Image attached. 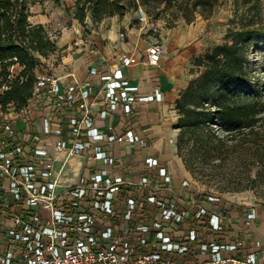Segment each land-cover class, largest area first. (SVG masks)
<instances>
[{
	"label": "built area",
	"instance_id": "built-area-1",
	"mask_svg": "<svg viewBox=\"0 0 264 264\" xmlns=\"http://www.w3.org/2000/svg\"><path fill=\"white\" fill-rule=\"evenodd\" d=\"M136 13L148 21L141 8ZM162 54L152 42L144 63L160 67ZM132 62L122 53L118 64L66 84L35 75L26 106L0 104V264H264V242H256L259 253L245 249L219 195L183 193L190 181L176 186L153 155L137 174L110 153L118 138L98 130L94 106L106 118L162 99L157 88L140 93L126 77ZM124 135L144 144L131 129ZM242 215L246 225L257 218L251 208ZM195 254L207 259L192 262Z\"/></svg>",
	"mask_w": 264,
	"mask_h": 264
},
{
	"label": "rangeland",
	"instance_id": "rangeland-1",
	"mask_svg": "<svg viewBox=\"0 0 264 264\" xmlns=\"http://www.w3.org/2000/svg\"><path fill=\"white\" fill-rule=\"evenodd\" d=\"M173 6L162 4L152 11L148 21L140 20L136 10L124 15L141 36L152 42L166 43V56L174 57L177 77L176 100L173 112L174 161L185 168L196 191L219 195L223 204L231 208L254 209L264 213V132L256 138L244 136L237 142L224 140L223 127L213 121L211 102L200 107L195 126L181 133L178 127L180 113L176 101L187 106H201L204 66L195 59L218 44L231 43L228 32L244 26L263 28L264 0H216L210 5L192 7L194 0H177ZM182 9V10H181ZM75 0H45L30 6L29 20L42 24L50 40L46 55L35 53L34 75L48 73L62 76L67 73L70 55L74 58L85 53L97 37L110 25L94 23L86 17L84 23L75 18ZM118 16L120 18L124 17ZM186 16L187 20L183 17ZM262 26V27H261ZM244 74L230 80L227 86L220 82L205 86V96L225 90L234 96L246 92L264 98V33L253 35L243 45ZM16 77L17 65L10 67ZM191 89L188 91V86ZM262 160L258 161V157ZM124 159L120 160L124 164ZM234 216L233 213H230Z\"/></svg>",
	"mask_w": 264,
	"mask_h": 264
},
{
	"label": "trees",
	"instance_id": "trees-1",
	"mask_svg": "<svg viewBox=\"0 0 264 264\" xmlns=\"http://www.w3.org/2000/svg\"><path fill=\"white\" fill-rule=\"evenodd\" d=\"M45 0H0V104H13L16 110L26 106L32 96L35 82L33 73L35 53L46 55L50 47L49 36L42 24H33L29 17L30 6ZM177 0H75V18L84 23L89 17L94 23L111 16H123L129 9L141 8L149 16L162 4L173 6ZM216 0H194L192 7L212 5ZM182 10V9H181ZM186 20V16H183ZM264 18V11H263ZM262 27V26H261ZM264 33L260 26H244L227 37L231 43L218 44L195 59L198 66H204L202 85L220 82L227 86L231 79L244 74L243 45L253 35ZM17 65L16 77L10 67ZM3 86L7 89L1 90ZM201 86V106H187L176 101L180 113L178 127L181 133L195 126L200 115V107L211 102V119L223 127L224 140L237 142L239 138L251 136L256 138L264 132V98L240 92L234 96L225 90L210 97L205 96L207 89ZM191 89V84L188 86ZM258 157V161L262 160Z\"/></svg>",
	"mask_w": 264,
	"mask_h": 264
},
{
	"label": "crops",
	"instance_id": "crops-1",
	"mask_svg": "<svg viewBox=\"0 0 264 264\" xmlns=\"http://www.w3.org/2000/svg\"><path fill=\"white\" fill-rule=\"evenodd\" d=\"M31 21V20H30ZM103 23L110 25L101 37H97L94 46L77 58L70 55L67 59V73L61 78L63 84L69 83L76 76L79 79L90 78L89 69L98 67L107 70L110 66L118 64L120 54L128 53L133 57L131 65L124 68V73L130 81L139 87L140 93L151 94L157 88L161 94L160 101L137 103L129 115L113 112L106 118H101L99 112L102 109L100 103L93 108L96 125L102 133H113L118 140L111 144L110 153L117 159H124L126 171L140 173L144 169L143 160L148 155L157 157L169 170L173 183L179 187L181 181L187 179L189 172L185 168L177 167L174 161V139L177 131L174 129L173 112L176 100L177 77L174 74L176 68L174 57L166 56V43L163 46L161 66L153 67L144 63L146 48L152 43L141 33L136 31L125 15L107 17ZM120 34H124L123 37ZM31 115L36 118L37 107L31 109ZM38 121H36L37 123ZM131 129L144 144L130 143L125 139L124 132ZM194 189L190 182L189 188H182L185 193ZM225 215L228 217V228L238 231V238L245 242V249L249 252L259 253L261 248L257 241L264 242V213L257 214L256 221L245 224L243 210L231 208L222 203ZM233 213L234 216H231ZM182 229V228H181ZM229 255V254H228ZM232 256L241 257V252H233ZM207 259L205 255L195 254L190 260L202 262Z\"/></svg>",
	"mask_w": 264,
	"mask_h": 264
}]
</instances>
